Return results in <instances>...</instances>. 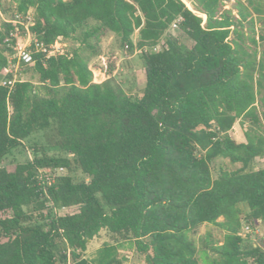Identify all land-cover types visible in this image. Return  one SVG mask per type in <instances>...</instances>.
Returning a JSON list of instances; mask_svg holds the SVG:
<instances>
[{"label": "trees", "instance_id": "trees-1", "mask_svg": "<svg viewBox=\"0 0 264 264\" xmlns=\"http://www.w3.org/2000/svg\"><path fill=\"white\" fill-rule=\"evenodd\" d=\"M189 1L13 0L17 11L33 9L39 40L77 45L35 53L36 80L0 84V212H10L0 216V264H66L67 249L70 264H115V244L84 255L102 228L131 241L143 264H264L260 235L238 234L242 219L264 224V166L250 167L264 156V2ZM178 17L188 45L169 29ZM10 28L0 30V79L11 76ZM108 32L131 53L165 41L140 54L139 94L107 65L97 66L107 77L92 81L90 58ZM237 120L239 140L228 133ZM37 132L45 143L33 141L32 156L7 169L6 157ZM217 157L238 165L212 176ZM56 166L66 172L53 182L36 177ZM203 223L221 238L196 244L190 233Z\"/></svg>", "mask_w": 264, "mask_h": 264}, {"label": "rangeland", "instance_id": "rangeland-1", "mask_svg": "<svg viewBox=\"0 0 264 264\" xmlns=\"http://www.w3.org/2000/svg\"><path fill=\"white\" fill-rule=\"evenodd\" d=\"M183 1L188 7L192 8L189 0ZM234 1L236 0H224L223 7H231ZM13 8V0H0V30L4 28V23H6L4 22V19H9L12 16L11 14ZM233 12H235L234 9ZM202 17H204V15H202ZM20 29L22 30V28ZM171 32L178 36L187 45L191 43V41L177 29H173ZM132 38L133 40L136 39V32L133 34ZM64 41L66 43L67 49H71L77 45L75 41L70 39H64ZM1 46L2 45H0V47ZM99 47L100 49L98 54L92 55L89 63L90 66H92L95 70L96 79L103 80L107 77V74L98 68L100 66L105 67L107 65V68L112 67L111 74L127 93L130 95L139 94L144 85V73L140 54L133 52L131 53L128 48L120 47L118 45L117 36L111 32H108L100 37ZM31 65L32 64H18L15 70H13L15 76L21 79L30 78L32 80H36V74L31 69ZM244 127L245 124L242 125L240 124L239 120H237L228 133L233 139L239 140L241 137V130H243ZM33 141L36 143H45V136L42 134V132H37L30 135L23 141L21 146L13 149L10 155L6 157L3 162L5 167L7 169H13L14 163L22 162L31 157V144ZM48 150L52 151L50 148ZM234 165H230L226 159L217 157L211 162L212 176L216 175L219 166L232 167ZM261 166H264V156L255 158L250 164L251 168ZM65 172L66 170L64 169L62 173ZM73 176L75 179L84 177L78 170L73 172ZM75 209L76 206H71L67 211H74ZM9 213V211L0 212V216L8 215ZM260 230L261 234L258 238L261 237L263 241L262 247L264 248V224H262ZM190 235L196 244H200V237L209 235V237L212 239H220L222 232L211 224L203 223L198 228H196L195 231L191 232ZM104 244H115L117 246V257L121 258L122 260H126L127 264H143V254L136 250L135 245L131 241L113 237L105 228L100 229L99 232L88 241L84 255L88 258L94 257L97 249Z\"/></svg>", "mask_w": 264, "mask_h": 264}, {"label": "built area", "instance_id": "built-area-1", "mask_svg": "<svg viewBox=\"0 0 264 264\" xmlns=\"http://www.w3.org/2000/svg\"><path fill=\"white\" fill-rule=\"evenodd\" d=\"M11 15L12 16L9 19H4V22L9 23L11 25V28L9 29L4 38V45L6 47L4 53L7 59L5 74H10L11 76L3 77L0 79V84L6 85L9 88L15 80L21 79L17 78L13 71L15 70L18 64H33L35 59V53H40L43 58H47L49 56L62 54L66 49V43L62 36H57L55 40H53V42L46 44L32 34L30 26L33 24V9L31 7L26 9L25 12H20L13 8ZM179 19L180 17H178L171 23L169 28L170 30L177 28V22ZM20 28H22V30ZM166 46L167 45L165 41L161 39L157 44L151 46H135L132 52L141 54L142 52H146L149 50L155 51L158 50L160 47L165 48ZM124 48H127L126 44H124ZM92 81H101L96 79L95 70L93 68ZM63 170L64 168L62 166L39 168L37 170L36 177L38 179H42V181L49 184L55 180V177L62 175ZM71 206H58L55 207L53 211L55 214L61 215L65 213ZM261 226L262 224L259 222V220L248 222L242 219L238 234L242 238L250 236L252 239H254L257 235L261 234ZM65 253L66 264H70L68 249L65 251ZM115 264H127V262L126 260H122L121 258L117 257V261Z\"/></svg>", "mask_w": 264, "mask_h": 264}]
</instances>
